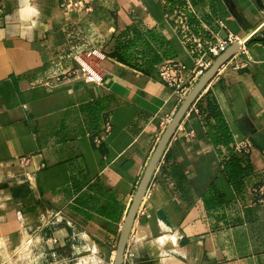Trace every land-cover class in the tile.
I'll list each match as a JSON object with an SVG mask.
<instances>
[{
  "label": "crops",
  "instance_id": "crops-1",
  "mask_svg": "<svg viewBox=\"0 0 264 264\" xmlns=\"http://www.w3.org/2000/svg\"><path fill=\"white\" fill-rule=\"evenodd\" d=\"M63 1L79 0H0V264H113L135 189L187 94L163 84L157 67L180 64L191 77L228 34L238 49L173 133L123 264H264V0H227L244 29L223 0H186L208 42L168 0H93L76 14ZM125 42L131 64L114 56ZM75 56L100 85L67 72L78 69ZM148 62L153 76L142 71ZM206 94L226 127V152L196 107ZM224 164L244 171L231 181Z\"/></svg>",
  "mask_w": 264,
  "mask_h": 264
},
{
  "label": "water",
  "instance_id": "water-1",
  "mask_svg": "<svg viewBox=\"0 0 264 264\" xmlns=\"http://www.w3.org/2000/svg\"><path fill=\"white\" fill-rule=\"evenodd\" d=\"M229 14L233 18V20L238 24L241 29L245 28V24L243 21L231 10L229 7V3L227 0H223ZM238 43H234L230 45L222 54H220L211 64V66L198 78L193 87L186 94L185 98L181 102L180 106L176 110L175 114L167 123L165 129L162 132L161 137L159 138L155 149L145 167V170L139 180V183L135 189V193L132 197L129 209L123 221L121 230L119 232V237L115 249V255L113 259V264H123V254L125 250V246L127 243V239L129 237V233L131 231V227L133 221L136 217L137 211L141 204V201L145 195V192L149 186V183L153 177V174L165 152V149L173 136L177 126L179 125L181 119L184 117L186 112L193 105L196 98L201 94L206 85L211 81V79L215 76L218 69L224 65L237 51Z\"/></svg>",
  "mask_w": 264,
  "mask_h": 264
},
{
  "label": "built area",
  "instance_id": "built-area-1",
  "mask_svg": "<svg viewBox=\"0 0 264 264\" xmlns=\"http://www.w3.org/2000/svg\"><path fill=\"white\" fill-rule=\"evenodd\" d=\"M93 0H79V1H63L60 4V9L65 14H76L91 11V4ZM239 42L237 38L231 34L227 35V38L223 41H219L217 44L210 46L206 50L207 60L200 59L195 63V69L191 77L183 78L182 74L185 68L180 64H172L170 62H163L157 67V75L159 80L165 84L168 88L173 89L180 96H184L188 93L189 89L192 87L194 80L200 77L211 65L213 60L222 54L231 44ZM94 56L97 59H103L104 56L100 53L92 51L86 54L87 57ZM75 64L78 66L77 70L67 71L75 79L82 80L87 84H94L96 86L101 84L102 77L80 56H75L73 58ZM247 144L245 142L235 143V152L240 154L247 153ZM19 164L22 166H27L29 163V158H20ZM262 189H258L259 195H261ZM259 203H263L262 198H258Z\"/></svg>",
  "mask_w": 264,
  "mask_h": 264
},
{
  "label": "trees",
  "instance_id": "trees-1",
  "mask_svg": "<svg viewBox=\"0 0 264 264\" xmlns=\"http://www.w3.org/2000/svg\"><path fill=\"white\" fill-rule=\"evenodd\" d=\"M168 6L175 11L177 16H179L182 22L191 29L195 36H197L203 42L209 41L207 35L203 33V31L201 30V26L198 24L191 11L189 10L186 0H168ZM130 45L131 44H127L126 42L124 44L117 43L114 56L119 61L131 64L129 63V61H131L132 57H130V55L128 54H125ZM141 58L143 57L141 56ZM133 59L136 61L138 59V56L134 57ZM151 66L152 62L146 63L147 69L142 70L143 73L149 76H153L155 72L152 70V68H150ZM196 107L204 122V127L207 130V136L210 139L211 143L214 146L222 147L224 152H226L230 139L221 118L220 112L215 102L213 101V98L209 94L204 95L197 102ZM228 162H232L234 165L238 164L237 160L231 156L228 158ZM225 164L227 163L225 162ZM225 164V173L228 174L231 181L235 180L236 178L238 179L240 174L244 171V169L238 167L237 169L236 167L235 169H233L232 167H226Z\"/></svg>",
  "mask_w": 264,
  "mask_h": 264
}]
</instances>
